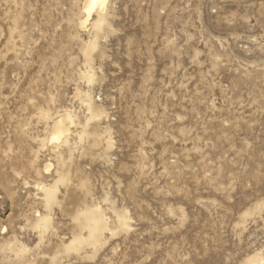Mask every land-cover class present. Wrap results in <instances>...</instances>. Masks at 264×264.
<instances>
[{
    "label": "rangeland",
    "instance_id": "rangeland-1",
    "mask_svg": "<svg viewBox=\"0 0 264 264\" xmlns=\"http://www.w3.org/2000/svg\"><path fill=\"white\" fill-rule=\"evenodd\" d=\"M85 1L0 0V264H264V0Z\"/></svg>",
    "mask_w": 264,
    "mask_h": 264
},
{
    "label": "bare ground",
    "instance_id": "bare-ground-1",
    "mask_svg": "<svg viewBox=\"0 0 264 264\" xmlns=\"http://www.w3.org/2000/svg\"><path fill=\"white\" fill-rule=\"evenodd\" d=\"M110 0H86L84 3V11L86 13L85 20L81 23L82 26H85L92 18L95 12L99 11L100 13L104 12L107 8ZM83 10V9H82ZM70 132V128L66 125L65 121L62 118L57 119L54 122L52 127L51 137L49 142L56 144L65 139ZM51 170V164L46 166V171ZM46 195L51 196V191H47Z\"/></svg>",
    "mask_w": 264,
    "mask_h": 264
}]
</instances>
